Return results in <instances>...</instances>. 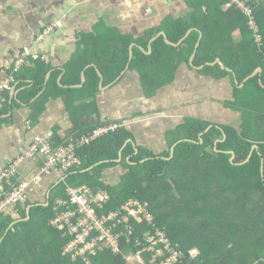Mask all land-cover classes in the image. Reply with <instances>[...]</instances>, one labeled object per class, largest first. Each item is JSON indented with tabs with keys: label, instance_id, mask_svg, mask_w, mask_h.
<instances>
[{
	"label": "crops",
	"instance_id": "obj_1",
	"mask_svg": "<svg viewBox=\"0 0 264 264\" xmlns=\"http://www.w3.org/2000/svg\"><path fill=\"white\" fill-rule=\"evenodd\" d=\"M257 12L264 18V1ZM239 13L227 0H0V78L12 73L23 52L42 56L22 66L20 74L27 77L12 82L0 100V170L23 156L36 135L58 146L106 122L121 123L133 134L134 153L140 147L155 154L170 151L181 140L170 145L175 130L168 132L186 119L238 128L241 113L232 105L236 73L203 72L211 61H193L202 42V56L214 54V60L222 61L235 51L237 70L251 67L254 58L245 48ZM185 17L191 26L179 38L172 26ZM48 26L52 29L45 32ZM191 32L198 35L193 59L180 60ZM120 48L128 50L123 67L118 65ZM133 49L146 55L155 50L160 57L132 64ZM145 86L160 88L146 92ZM40 167V156L25 155L17 166L19 176L33 187L23 220L28 206L47 205L50 191L65 178ZM125 171L119 162L104 168L101 177L114 183ZM12 216H19V209Z\"/></svg>",
	"mask_w": 264,
	"mask_h": 264
},
{
	"label": "trees",
	"instance_id": "obj_2",
	"mask_svg": "<svg viewBox=\"0 0 264 264\" xmlns=\"http://www.w3.org/2000/svg\"><path fill=\"white\" fill-rule=\"evenodd\" d=\"M263 1L258 0L253 5L255 18L262 34L260 46L254 43L246 18L239 13L243 17L245 48L252 50V54L246 50L250 55L249 59L252 61L254 58L251 67L242 73L239 72L237 65H240V58L235 51H231L227 57H222L223 64L236 73L239 82L256 67L259 66L262 69L259 75L249 77L242 87L234 86L235 101L232 105L234 109L240 111L242 118L238 128L231 125H211L207 131H204L209 125L207 122L187 119L188 121L185 120L182 125L184 135H175L176 137L170 140L172 145L176 140L181 139L174 146L173 154L168 159L166 157L170 155L169 150L155 154L137 147V152L134 153L131 142L124 145L127 139H133V134L123 126L101 135L77 150L79 163L66 172L65 178L52 188L47 205H32L26 220L23 218L26 217L25 207L29 201L24 207H19L20 217L0 216V264H84L61 255L64 237L61 236V231L49 222L56 213L55 200L66 197V187L81 184H87L92 189L107 190L110 195L108 209L116 208L130 197L147 201L153 214L154 224L146 226L151 230L154 227L163 229L170 241L174 245L178 244L182 249L183 255L189 261L188 264H234L235 262L264 264V18L257 12L258 6ZM187 20L188 17L180 18L173 23L172 29L179 38L183 37L191 26ZM197 36L195 32L186 36L183 41L184 47L181 48L184 53L180 54V60L188 61L194 50ZM157 41H161V37L154 43ZM168 46L171 47V45ZM201 46L202 42L197 49L194 64H202L206 60L213 61L217 56L214 54L202 56ZM120 50L122 55L118 59V65L123 67L128 60V50L127 48H120ZM159 57L160 54L155 50L146 55L139 49H133L131 62L132 64H150ZM20 69L14 73V81L19 80L18 83L27 77L20 74ZM210 69H218L224 74L231 75V72L221 69L217 63L212 66L204 65L201 71ZM31 76L33 80H37L35 74ZM98 125L87 130L90 131ZM181 131L177 130L179 134ZM82 133L85 132H80L79 135ZM200 133H202L201 142ZM123 145L121 160L117 162L115 159L118 158ZM253 145L256 147L252 149L248 160L245 161ZM231 151L234 154L232 160L230 159ZM119 162L126 169L120 176V180L114 183L105 182L101 177L102 170ZM90 166L93 167L84 170ZM176 169H181V172L174 173ZM188 175L191 181L186 180ZM188 182L195 187L199 183L201 191H195L187 198H183V204H179L176 199L174 203L180 206H174L173 210L161 211L156 201L157 196L161 193L174 199L175 195H183L184 187L180 184H189ZM192 188L187 187L185 191ZM198 198L202 199V205H194ZM183 206L190 209L189 212L192 214L208 210L211 213L218 211L226 215V223L232 224L230 232L235 236L236 242L227 245L223 248L224 250L216 245L215 249H218L215 253L214 251L204 253V250L212 248L214 243L211 240L206 247L205 239L197 228L191 225V221H185L183 216L178 215L183 213ZM211 225L203 221L200 223V228L207 230ZM140 228H145V225ZM194 231L201 235L203 241L192 243L196 245L199 252L195 257H191L188 249L192 244H187L184 236L188 237ZM137 235V231L133 232L128 243L122 239L124 252L139 248L134 242ZM217 236L218 234L215 237ZM146 253L151 254L150 251ZM91 264L126 263L121 254L104 249L93 258Z\"/></svg>",
	"mask_w": 264,
	"mask_h": 264
},
{
	"label": "built area",
	"instance_id": "obj_3",
	"mask_svg": "<svg viewBox=\"0 0 264 264\" xmlns=\"http://www.w3.org/2000/svg\"><path fill=\"white\" fill-rule=\"evenodd\" d=\"M227 1L246 18L253 41L256 46H260L262 34L253 7L258 0ZM52 26H48L45 32L51 30ZM40 57L42 58L37 53L23 52L15 60L12 73L0 78V100L14 82L12 75L28 60H36ZM121 126L123 124L116 122L102 123L58 146L36 135L32 138L24 155L40 156V170L43 173L59 171L65 174L79 163L80 159L76 153L79 148ZM23 156H18L0 170V216L15 214L29 199L33 188L32 182L22 179L17 168ZM65 195V198L55 200L56 213L49 221L53 227L61 231V236L64 237L61 255L69 257L72 261L91 264L94 257L104 249H108L112 253L121 254L126 264H188L189 261L183 255L182 249L178 244L174 245L170 241L163 229L154 227L151 230L146 226L154 224L153 214L147 201L130 197L116 208L108 209L109 192L105 189H92L87 184L68 186L65 189ZM142 225H145V228H140ZM136 231L138 235L135 236L134 242L139 248L124 252L122 239L128 243L132 233ZM147 251L151 254L146 253ZM188 253L191 257H195L198 251L190 248Z\"/></svg>",
	"mask_w": 264,
	"mask_h": 264
},
{
	"label": "rangeland",
	"instance_id": "obj_4",
	"mask_svg": "<svg viewBox=\"0 0 264 264\" xmlns=\"http://www.w3.org/2000/svg\"><path fill=\"white\" fill-rule=\"evenodd\" d=\"M233 86H235V87L237 86L238 87V85L235 82H234ZM159 88H160V86H158L157 88H150V87L145 86V91L146 92H155ZM186 121H188V120L186 119ZM184 122L178 124L174 129L169 130L168 133H170L171 131L175 130L173 132V133H175V135H184L183 134L184 129H183V126H182L184 124ZM177 130L178 131L182 130V131L179 134V132H177ZM175 135H171L172 136L171 138L172 139L175 138L176 137ZM183 140H185V139H183ZM177 143H178V141L175 142L174 144L176 145ZM177 172H181V169H176L174 173H177ZM186 180L191 181L192 179L188 175L186 177ZM180 186L184 187V194L183 195H175L174 199H170L169 196H167L165 194H161V193L157 196L156 201L159 203L161 211L173 210L174 206H180V205H177L176 203H174V202H176V199L178 200L179 204H183V202H184L183 198H187L189 196V194H193L195 191L196 192L197 191H199V192L201 191V185L199 183L197 184L196 187L195 186H191L190 183L189 184L182 183V184H180ZM187 187H193V188L185 191ZM202 204H203L202 199L198 198V199H196V202H195L194 205H202ZM189 211H190V209H188L185 206H183V213L182 214H178V215L179 216H183L185 221H189V220L191 221V225L194 226L195 228H197L199 233L205 239L206 247L211 242V240L214 243V246L212 248H208L207 250H204V253L207 252V251H209V252H213L214 251V253H215L216 250L218 249V248L215 249L216 245H219V249L224 250L223 249L224 247H226L229 244H232V243L236 242L235 236L230 232V231H232V224L227 225V223H226V220H225V216L226 215H224V214L222 215L218 211H215V213H211L210 211L205 210V211H203L201 213H197V214H192ZM216 214H218V216H216ZM170 221H172V220H170ZM203 221H207L210 224H212L211 227L209 229H207V230H203V228H200V223L203 222ZM217 234H218V236L215 237ZM201 235H199L198 232L194 231V233H191L189 235L191 237H189V236L185 237L184 236V239H185V241H187V244H192V243L196 244V242H199V241L202 242L203 241V238H201ZM195 244H192L191 247H189V248H195L198 251V249H197ZM201 253H202V251H201ZM206 258L207 257L205 256V259ZM234 264H238V263L235 262Z\"/></svg>",
	"mask_w": 264,
	"mask_h": 264
},
{
	"label": "water",
	"instance_id": "obj_5",
	"mask_svg": "<svg viewBox=\"0 0 264 264\" xmlns=\"http://www.w3.org/2000/svg\"><path fill=\"white\" fill-rule=\"evenodd\" d=\"M185 35H186V34H185ZM194 51H195V50H194ZM194 51H193L192 54L190 55L189 60H192V59H193ZM129 57H132V55L129 54ZM215 63L220 64V65L222 66V68L226 69L227 71L232 72L233 76L235 75L234 72L232 71V69H231L230 67H226L220 59H215V60H213V61H211V62H207L206 64L209 65V64H215ZM191 66L194 67V65H193L192 63H191ZM199 67H202V66H199ZM260 71H261V67H256V68H255V69H254V70H253V71L247 76L246 79H248L249 77H252V76H254V75H259ZM246 79H244L243 81L239 82V81L235 78V76H234V82H235L236 84H241V85H242V83H243ZM259 82L262 84V82H261L260 79H259ZM210 127H211V125H208V126L205 128L204 131H207ZM201 134H202V133L199 134V136H200L199 140H201ZM223 137H225L224 134H223ZM127 142H131V143L133 144V140H132V139H127L126 142L124 143V145H125ZM124 145L122 146V148L124 147ZM174 145H175V144L172 145V147H171V149H170V155H169V157H166L167 159L170 158V157L172 156ZM133 146H134V144H133ZM255 147H256V145H253V146H252L251 151L249 152V155H248V157L245 159V161L248 160V158H249V156H250V154H251V152H252V149L255 148ZM122 148H121V150H122ZM121 150L119 151V156L121 155ZM135 151H136V147H135ZM230 153H231L230 159L232 160L233 157H234V154H233L232 151H231ZM96 164H97V163H96ZM91 167H93V166H90V167H88V168H86V169H84V170H88V169H90ZM261 168H262V166H261ZM30 206H32V205H30ZM30 206H28V209H27V215H28V213H29V208H30Z\"/></svg>",
	"mask_w": 264,
	"mask_h": 264
},
{
	"label": "clouds",
	"instance_id": "obj_6",
	"mask_svg": "<svg viewBox=\"0 0 264 264\" xmlns=\"http://www.w3.org/2000/svg\"><path fill=\"white\" fill-rule=\"evenodd\" d=\"M124 127V126H123Z\"/></svg>",
	"mask_w": 264,
	"mask_h": 264
}]
</instances>
